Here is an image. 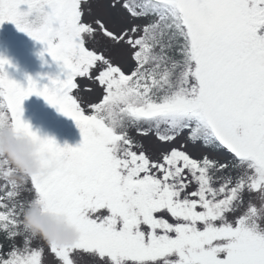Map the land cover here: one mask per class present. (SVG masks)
Listing matches in <instances>:
<instances>
[{
	"label": "snow or ice",
	"instance_id": "snow-or-ice-1",
	"mask_svg": "<svg viewBox=\"0 0 264 264\" xmlns=\"http://www.w3.org/2000/svg\"><path fill=\"white\" fill-rule=\"evenodd\" d=\"M122 7L142 23L119 32L102 18L86 23L89 0H0V24L44 44L61 68L49 83L29 77L25 86L8 78L9 61L0 58V128L31 137L58 162L47 175L23 177L0 157V233L8 242L7 251L0 243V264H44L39 242L55 264H80L78 250L91 254L87 264L96 256L102 264H264V0H123ZM98 34L134 49L130 73L89 49ZM78 77L103 89L91 114L73 95ZM32 95L75 121L77 147L41 138L24 121ZM130 128L154 131L162 143L187 130L190 141L226 149L234 162L177 148L152 160L134 150L142 145ZM230 169L235 181L217 175ZM245 191L259 194V207L249 202L241 211ZM33 205L64 217L79 240L60 247L29 232L23 215ZM165 212L175 222L157 215Z\"/></svg>",
	"mask_w": 264,
	"mask_h": 264
},
{
	"label": "rangeland",
	"instance_id": "rangeland-1",
	"mask_svg": "<svg viewBox=\"0 0 264 264\" xmlns=\"http://www.w3.org/2000/svg\"><path fill=\"white\" fill-rule=\"evenodd\" d=\"M91 5L90 9L85 10L83 17L84 22H93L96 18H102L110 30L119 32L121 29L129 27L131 24H141L142 21L134 20L127 11L122 7L123 0L116 7H110L113 0H89ZM27 5H21V9H26ZM24 11V10H22ZM93 27L95 24L93 23ZM29 35L21 32L11 22H5L0 24V58L9 61L4 65V71L7 73L8 78L15 80L21 85H27L28 82L24 78H21L22 61L21 58L25 51V44L28 42H35ZM90 50H96L98 53H102L112 62L120 66L122 70L127 74L130 73L136 66L135 60L132 58L134 49L130 48L126 43L116 44L111 40L105 38L102 34H98L96 42H89L87 44ZM95 75V73H93ZM77 84L79 90H73L74 97L78 98V102L84 107L86 114H91L89 105L97 103L102 98L103 89L91 79L85 77H78ZM23 119L28 122L32 130L37 132L41 138H53L57 144L61 147L68 145L70 147H77L82 142V134L76 123L70 124L65 122L64 116L60 115L56 107L49 105L43 97L32 95L23 101ZM129 135L133 140L139 142L142 147L136 148L137 152L144 151L152 160H160L162 154L170 151L172 148L185 151L192 158L202 159L204 155H208L209 158L218 159L220 163H233V155L226 149L220 148L217 151L211 150L203 145L202 141H190L188 139L187 130L181 133L174 141L170 143H162L156 137L154 131H150L148 135L144 136L138 133L135 128L129 129ZM183 145V147H181ZM217 175L228 176L231 175L233 181L238 176V171L229 170L228 172L217 173ZM220 181H217L216 186H219ZM30 188V184L28 185ZM196 188L193 183L188 191H192ZM259 194L245 191L244 193V206L241 211L247 208L249 202L260 206L261 201L258 198ZM20 199H26V196L22 193ZM106 214V210H102ZM170 222H175L169 214L159 213ZM235 215H230V219H235ZM1 234V233H0ZM1 236V235H0ZM4 236V235H3ZM19 239L17 244H19ZM0 243L5 245V251H7L6 240L0 237ZM41 246L45 248L44 252V264H55L58 259L55 254L47 248L43 242H39ZM91 254L79 252L74 254V258L77 259L80 264H87V259ZM96 264H102V261L98 256L95 257Z\"/></svg>",
	"mask_w": 264,
	"mask_h": 264
},
{
	"label": "clouds",
	"instance_id": "clouds-1",
	"mask_svg": "<svg viewBox=\"0 0 264 264\" xmlns=\"http://www.w3.org/2000/svg\"><path fill=\"white\" fill-rule=\"evenodd\" d=\"M0 157L10 160L23 177L47 175L57 169L58 163L52 154L42 151L37 141L10 127L0 128ZM23 224L29 232L60 247H71L79 240V232L68 227L64 217L44 213L39 205L25 209Z\"/></svg>",
	"mask_w": 264,
	"mask_h": 264
},
{
	"label": "trees",
	"instance_id": "trees-1",
	"mask_svg": "<svg viewBox=\"0 0 264 264\" xmlns=\"http://www.w3.org/2000/svg\"><path fill=\"white\" fill-rule=\"evenodd\" d=\"M27 11L26 9H21ZM32 17H30L31 19ZM25 51L21 58L23 63L21 70V78H24L26 82H28V78L31 77L33 80H36L40 85H44L49 83V77L55 78L61 72L60 65H58L55 61L52 60L51 56L44 51L45 45L35 41L28 42L25 44ZM60 115L64 116L67 123L73 124L75 123L69 117H66L61 112ZM146 127V126H145ZM211 150L217 151L219 149H213L208 147ZM0 237H3V234H0ZM5 240V239H4ZM8 242L6 241V245Z\"/></svg>",
	"mask_w": 264,
	"mask_h": 264
}]
</instances>
